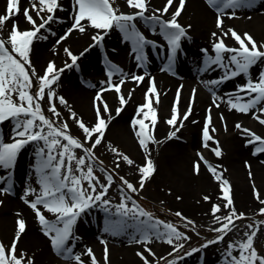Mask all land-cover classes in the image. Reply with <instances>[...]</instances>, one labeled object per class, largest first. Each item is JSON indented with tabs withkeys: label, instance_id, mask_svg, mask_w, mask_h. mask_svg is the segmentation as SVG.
Here are the masks:
<instances>
[{
	"label": "snow or ice",
	"instance_id": "obj_1",
	"mask_svg": "<svg viewBox=\"0 0 264 264\" xmlns=\"http://www.w3.org/2000/svg\"><path fill=\"white\" fill-rule=\"evenodd\" d=\"M206 3L218 14L215 19L216 31L211 33L213 38L211 48L200 50L202 63L197 66V71L207 73L215 67L220 70V74L216 78L203 81L204 86L212 94V104L208 106L202 121L201 140L204 148H211L214 155L220 157L222 148L212 135L217 131L212 120L213 105L218 108L220 101L224 100L229 110L250 114L264 125V68L259 69L255 75L252 73L254 66L264 63V41L258 42L249 32L241 33L234 27L225 25L224 16L235 17L237 10H251L258 3H264V0H206ZM126 5L128 11L120 10L121 5L116 0H71L72 22L55 44L60 45L74 30L83 33L91 26L98 31L92 34L91 43L79 53H74L67 46L63 47V52L70 58V62L57 66L55 60H49L42 72L37 69L31 58L34 41L49 38L44 34L45 29L48 33L56 35L51 22L62 23L65 20V17L57 15L58 11L64 10L65 5L60 0H31L29 6L21 7L20 0H7L6 9L0 14V30L21 12L24 20L30 25L21 29L19 26L21 21L14 19L8 35L5 36L0 31V126L6 121L12 124L8 141L0 131V169L4 170V174H0V193H13V170L19 154L31 146L34 156L31 165L33 183L24 188L20 198L32 209L40 231L48 239L50 250L66 261H74L75 264H89V260L90 264H110L107 239H101L104 245L102 262L90 246H85L84 252L75 251L76 241L81 238L75 229L80 219L93 207L102 208L107 214L103 228L105 233L127 235L130 244H140L153 256L155 253L149 247V241L153 239L172 245L173 253L183 248L182 241L188 237L177 223L182 222L195 231V221L181 211L175 212L180 218L179 222L166 221L145 210L132 195L140 193L146 181L156 171L150 143H158L153 133L158 120V110L154 102L159 103L160 92L155 77L149 76L147 71L150 60L147 49L149 47L165 49L167 63L162 70L177 74L174 66L183 51V42L191 39L187 31L191 25L182 24L179 20L186 0H164L163 5L154 10L150 0H126ZM138 18L143 19L146 26H150L153 35L159 34L164 44L146 36L138 27ZM113 27L119 29L126 42H130L137 66L143 68L144 72H125L122 66L105 56L107 80L103 83L106 87H100L96 92L93 101L94 119L86 122L69 106V101L64 95H58L56 86L63 71L78 67L79 57L88 49L97 44L103 47V40ZM225 37L234 40L235 43L226 42ZM238 76H243L244 82L231 89V94L221 96L217 93L219 85ZM116 77L119 78V82H114ZM146 77L148 87L144 92V102L137 106L136 115L131 120V126L145 157V161L136 167L139 185L121 175L122 183L118 185L121 199L113 205L106 197L113 186L114 177L112 172L104 167V161L95 151L97 146L102 144L108 124L113 119L110 106L103 94L108 90H115L119 98L115 113L119 115L127 102L125 94L121 91L122 85L129 79L139 85ZM90 87L96 85L92 84ZM182 87L181 85L177 88L176 97L171 105V114L166 119L167 125L171 126L166 138L176 137L193 111L197 89H192L186 109L181 111L179 102ZM131 95L132 91H129L127 96ZM45 99L47 109L43 103ZM57 101L59 105L67 108L71 124L69 118L64 117ZM105 113L108 115L105 116ZM219 119L225 121L226 117L220 113ZM72 124L78 126V134L73 133ZM235 128L240 130L241 136L246 137L244 144L252 145L253 155L264 154V135L243 125L239 120L235 122ZM209 141H213L214 146L209 144ZM107 150L115 154L114 169L121 166L120 161L130 166L136 164L127 153L111 142L107 144ZM198 156L199 159L193 164V171L197 174L200 172L202 161L218 182L219 196L223 198L220 202H213L210 208L212 223L217 225L212 229L216 233L215 241H221L235 227L234 221H239L249 214L235 207L231 184L221 174L219 166L211 163L203 152H199ZM245 164L251 177L253 175L251 164L248 161H245ZM97 168L103 173V179L97 175ZM253 194L264 205V197L255 185ZM177 199L181 197L178 196ZM210 199L207 194L203 196L204 201ZM2 203L3 200H0V204ZM225 209L226 212L223 211ZM46 212L52 214V217L49 218ZM258 212L264 214V206L260 207ZM245 223L248 230L243 232L242 237L228 242L224 264H264V254L255 246L264 220ZM15 225L14 236L9 242L0 240V264H36L34 254L30 255L26 249L18 250V242L27 227L26 219L19 212ZM213 242L206 240L205 245L201 247ZM195 251L197 249L192 248L185 256ZM85 255L89 260L82 258ZM136 255L141 258L143 264H157L141 249L136 250ZM180 259V256H176L167 264H177Z\"/></svg>",
	"mask_w": 264,
	"mask_h": 264
},
{
	"label": "bare ground",
	"instance_id": "obj_2",
	"mask_svg": "<svg viewBox=\"0 0 264 264\" xmlns=\"http://www.w3.org/2000/svg\"><path fill=\"white\" fill-rule=\"evenodd\" d=\"M123 1L124 3L126 2V0ZM123 1L119 3L121 5L120 10L128 11L129 9L125 4L123 5ZM160 1L161 0H150L153 10L163 5L164 0L162 5ZM1 2L2 0H0V11ZM24 2L23 0V7L29 6L31 0H26L25 4ZM60 2L65 5V8L62 11H58L57 15L65 17V20L62 23L51 22V27L56 32V35L48 33L45 29L44 34L48 35L49 38L47 40H36L37 43L36 45L34 44L35 48L31 54L32 61L36 67L42 62L46 65L49 60H55L57 66H61L63 62L66 63L68 57L63 52L64 46L69 47L74 53H79L91 43L92 34L98 31L91 26H88L83 33L74 30L65 41H62L60 45H56L55 42L58 37L63 35L64 31L67 30L72 22L70 14L71 0H60ZM5 9L6 6L0 14L4 13ZM148 14H151V10ZM217 15L218 14L206 3V0H186V6L179 20L182 24L191 25V27L187 29L191 39L183 42V51L177 59V61H182V65L177 63L174 66V71L177 74L171 75V73L162 70L164 65L159 66L155 64L151 57L147 65L148 74L149 76L155 77L157 88L160 92L159 103L154 102V106L158 110V120L153 129V133L158 143H150L152 150L151 156L155 162L156 168H158L154 175L155 186L158 192L163 193L166 199L173 205H177L183 213L189 214L206 223H212L210 212L211 204L213 202H220L223 198L219 196L220 189L218 187V182L208 171L206 165L201 163L200 172L198 174L195 173L193 169H189V166L191 165L193 168L194 162L199 159V152H203L211 163L218 165L221 174L229 180L231 184V195L234 200V205L238 210L252 212L258 210L262 206L260 201L253 194V185L259 190L260 194L262 193L261 195H264V154L253 155L252 145H245L244 140L246 137L241 136L240 130L235 128V122L239 120L243 125L252 128L260 135H264V127L258 124L252 115L244 114L236 110H229L226 102L221 100L220 107L217 108L213 105L212 108V120L217 128V131L212 133V135L219 141L222 148V155L216 157L211 151V148H204L200 141L201 129L203 127L202 121L206 115L208 106L212 104V94L203 84V81L207 79H205L204 76H196V74L192 72L195 71L198 64L202 63L200 50L206 47L209 49L211 48L213 39L211 33L216 31L215 19ZM22 18L23 14L21 12L18 17L10 19L3 30L8 33L12 24L11 22H13L14 19L21 20ZM224 22L225 25L232 26L241 33L244 31L249 32L258 42L264 41V3H258L251 10H237V16L235 17L225 15ZM137 23L140 30L143 31L146 36L164 44L162 37L159 34L153 35L150 26H146L143 19L138 18ZM19 26L21 29L23 28L22 25ZM3 30L2 33L5 35ZM87 39L88 41L86 43H82ZM225 40L228 43H235L234 40H230L228 37H225ZM130 49V42H126L119 29L113 27L105 36L103 47L98 44L93 45L92 48L88 49V51L78 59L80 73L81 75H85V77L82 75L85 84L77 83L74 79L75 73H70L65 81L60 82L59 80L58 86H56L58 95H64L69 103H71L70 107L74 110L77 106L80 109L82 108L85 114L89 116L88 119L83 118L86 122L93 121L94 108L92 107V101H94L95 94L99 91V88L106 87V84L103 82L107 80V76H102L103 69L100 59L107 56L112 62H116L117 60H122V57L124 58L126 56V51ZM148 49L153 58L155 56L157 60L166 61L167 53L165 49H151L150 47ZM261 68H264V63L254 66L252 68L253 75ZM213 69L216 78L220 74V70L215 67ZM125 72L142 73L136 65H130L128 69H125ZM114 82H119V78H114ZM242 82H244V77L238 76L219 85L216 91L221 96L231 94V89ZM92 84H95L96 87H90ZM181 85L183 86L179 102L181 111L186 109L190 99L189 97L192 95V89H197L193 103V111L188 119L185 120L184 125L180 128L176 137L166 138L171 128V126L167 125L166 119L171 114V105L176 97V90ZM122 87H124L122 88V92L125 94L127 102L119 115L115 113V109L119 105V99L109 90L103 94L110 106L113 119L108 124L100 148L104 151L107 144L111 141L120 144L121 149L136 162L135 165L130 166L122 161L120 162V167L131 175H136L138 172L136 167L145 161V157L143 150L139 147L135 132L133 129H129L128 125H130L132 118L136 115L137 106L144 102V92L148 87V77L139 85H136L134 81L129 79ZM129 91H132L130 97L127 96ZM77 103L79 105H77ZM63 111L64 114L68 113L66 107ZM220 113H223L226 117L225 121L219 119ZM107 115L108 113H105V116ZM193 121H195V123H193ZM69 122L70 124L72 123L71 121ZM225 124L227 130H225ZM5 128L11 130L12 125L6 124ZM77 129L78 126L72 124L73 133L78 134ZM209 142V144L214 146L213 141ZM21 153V155L19 154L17 164L13 170V178L19 186L18 188H25L28 184L33 183L31 179L33 172L31 165L34 162L33 148L31 146L26 147ZM104 154L105 152H103V156ZM245 161L251 164V172L253 174L251 177L248 175L249 169ZM180 167L183 174L181 179L175 181L173 177L176 173L180 172V170L177 171V168ZM0 172V174H4L3 169H0ZM169 174L171 178L168 176ZM169 189L171 191H169ZM205 194L211 197L209 201L203 200ZM178 196L181 197V199H177ZM0 200H3V203L0 204V240L8 243L14 236L16 227L15 221L17 219V213L19 212L23 218L26 219L27 227L25 233L22 234L18 242V250L26 249L30 255L34 254L35 257H37L36 254H39V251H42L44 255L50 256V260H47L45 264H75L66 261L60 256L57 257L56 254L50 250L48 239L40 231V226L34 218L32 209L25 204L22 199H16L14 195L6 196L0 193ZM95 209L96 208H92V212H94ZM223 211L226 212L227 210L225 209ZM46 215H48L49 218L52 217L50 213L46 212ZM103 228L104 226L96 230L90 227V225L86 223L85 218L82 217L75 229L79 237H81L76 241L75 246H79V250L80 247L83 249L85 246H90L96 251V254L99 255L100 248H104V245L101 243V239L104 238L108 240L109 249H112L113 253H116L114 254V259L111 261L112 264H116L121 255L128 259L129 264H141L134 256H130V252L136 253L137 249H141L140 244H130L127 235H111L105 233ZM232 235L233 232L230 231L228 236ZM149 243H151L149 247H151L155 255L166 249L164 244L159 245L152 241ZM219 247H223V245ZM219 252L220 251L215 250V256H217ZM148 256L152 257L153 255L149 253ZM110 259L112 258L109 254V260ZM194 259H192V261L188 260V262H184L183 264H195ZM36 264L41 263L37 262ZM117 264L124 263L118 262ZM205 264L219 263L216 262L215 257L208 258L207 256V258L205 257Z\"/></svg>",
	"mask_w": 264,
	"mask_h": 264
},
{
	"label": "rangeland",
	"instance_id": "obj_3",
	"mask_svg": "<svg viewBox=\"0 0 264 264\" xmlns=\"http://www.w3.org/2000/svg\"><path fill=\"white\" fill-rule=\"evenodd\" d=\"M24 1H25L24 2V4H25L26 0H24ZM120 1L122 3L123 0H116V2H118V3H120ZM20 2H21V7H23V4H22L23 0H20ZM160 2L162 5L163 0H161ZM6 4H7V0H6V3H5V0H2L0 13L3 12ZM124 4H125V6H127L126 2L124 3V1H123V5ZM20 21H21L20 25L23 26L22 29H24L25 27H30V25L27 24V22L24 20V18H22ZM11 23H13V22H11ZM0 31H2V30H0ZM3 32L5 33V35L8 34L4 30H3ZM87 41H88V39L83 41L82 43H86ZM36 43L37 42L34 41L35 45H36ZM35 45H34V48H35ZM34 48H33V50H34ZM75 51H77V50H75ZM129 54H130V52L126 51L125 55L127 58H131V56ZM66 62H70V58L67 57ZM104 62L105 61H103V59H100L102 69L105 68ZM63 64H64V62L61 64V66ZM180 65H182V61H180ZM45 66L46 65H44V62H42L39 66H37V69L40 72H42ZM140 70L144 71V69H142V68H140ZM70 73H75V76H74L75 81H77V83L79 82V84H81L80 81H82V76L80 73V67L79 66L65 69L61 75L60 82L65 81V79L67 78V76H69ZM83 76L85 77V75H83ZM122 88H124V87H122ZM122 88H121V91H122ZM109 91L114 93L118 99V96L115 93L114 89L109 90ZM43 103H44L45 109H47V100L45 99V101ZM57 104H58V107L61 109V111L64 113L63 110H64L65 106L59 105L58 101H57ZM77 105H79V104L77 103ZM69 106H71V103H69ZM92 107H93V101H92ZM78 109H80V108L77 106V108L75 110L80 116H82L83 118H87V119L89 118V116L87 114H85V112L82 110V108L80 110H78ZM64 117H68V113L64 114ZM68 118H69V121H71V118L70 117H68ZM257 123L260 124L258 121H257ZM6 124L12 125L11 122L6 121L3 123L2 126H0V131H2V133L4 135V139L6 141H8V139L11 136V130L5 128ZM130 125H131V123H130ZM130 125H128V127H129V129L131 128V130H132L133 128H132V126L130 127ZM261 126L264 127V125H261ZM200 141L202 143L201 136H200ZM111 143L121 149L120 144L115 143L114 141H111ZM95 151L97 152V155L100 157V159H103V161L105 163L104 167L109 172H112V174H113V177H114L113 186L110 188L106 198L111 200L113 205H114V204L118 203L121 199V197L119 195L120 188L118 187V185H120L122 183L120 181V176L124 175L128 180L134 182L138 186L139 185V180H138L139 173L137 172L136 175H131L130 173L123 170V168H121V167L114 169L115 154H113L110 150H107V147H105V150L103 151V150H101L100 145H99V146H97V149ZM102 151L105 152L104 156H103ZM120 162H122V161H120ZM201 163H203V162L201 161ZM189 169H191V170L193 169L191 167V165L189 166ZM157 170H158V168H156V171L154 172L152 177L146 181L145 187L141 190V192L140 193H133L132 195L135 196L137 202L142 207H144L147 211L152 212L154 216L159 217L160 219H164L166 221H172L174 223L179 222L180 218L175 215V212L177 210L181 211L180 208L177 205H173L172 203H170L168 201V199H166V197L163 193H160L157 191V187L155 186V182H154V175L157 172ZM178 170H180V172L176 173L175 174L176 176L175 175H174V177L172 176L174 178L173 180H175V181H178L179 179H181V176L183 174L181 167L177 168V171ZM96 172H97V175H99L101 177V179L104 178L103 173L100 172L99 168L96 169ZM168 176L171 178L170 174ZM14 183H15L14 184V191H13L14 194L12 193V195H14L16 199H21L20 197L23 194L24 187L18 188L19 186L17 185V182L15 181V179H14ZM261 196L264 197V195H261ZM262 206H264V205H262ZM93 208H96V207H93ZM99 209H102V208H98V209L96 208L97 211H99ZM91 212H92V209L88 211L86 216H84L86 223H87L88 218L91 216V214H90ZM246 213L249 214L247 217L240 218L239 221L233 222L235 225V227H233L231 229V232H233V235L228 236V234H229L228 233L224 236L223 240H221V241H215L216 233L214 231H212L213 228L217 227L216 224H213L210 222H208V223H210V224H208L205 221L202 222V221L194 218L193 216H191L189 214L183 213L185 216H188L192 220L195 221V231H193L191 227L187 226L186 224H184L182 222L177 223V226L180 228V230L186 232L187 237H188L186 240L182 241V243L184 245L182 249H179V250H177V252L173 253L171 251L172 245H169L168 243L161 241L159 239H153L152 242L159 244V245L164 244L166 246V249L164 251L158 253L157 255L152 256V257L148 256L149 253L147 252L146 249L142 248V246H140L141 250L145 251V254L149 257V259L155 260L157 262V264H167V262L169 260L174 259L176 256L181 257V259L179 261H177V264H183L184 262H188V260H190L191 258L192 259L195 258L194 259L195 264H201L202 262H205V257L207 258V256H208V258L215 257L217 263L224 264V253H225V249L228 245V242L232 241V240L240 239L242 237L243 232L248 230L246 228L245 222L253 223L256 220H264V214L259 213L258 210L252 211V212H246ZM94 228H96V227H94ZM206 240H212L214 242L211 244H207L204 247H201L202 245H205ZM150 244L151 243H149V245ZM222 245H223V247H219ZM255 246L257 247V249L259 250V252L261 254H264V226H261V231L258 233V236H257L256 241H255ZM192 248H196L197 251L191 252L190 255L185 256V253L190 252V250ZM215 250L220 251L219 254H217V256H215V253H214ZM75 251L84 252L85 248L82 249V247H80V250H79V246H75ZM94 252L96 254L95 250H94ZM99 252H100L99 255L96 254V256L102 262L103 261V248L102 247L100 248ZM130 253H131L130 256H134L136 259H138L141 262V264H143V261L141 260V258L139 256L136 255L135 252H130ZM109 254H110V257L112 258V259H110V264H112L111 261L114 259V254H116V253H113L112 249L111 250L109 249ZM36 256L37 257H35V259L38 258V259H36V263L38 262L41 264H45V262L47 260H50V256L44 255V253L42 251L41 252L39 251V254H36ZM82 258L89 260L87 255L83 256ZM120 258L117 260V263L120 262V263H124V264H129L128 259L126 257L121 255ZM192 259L190 261H192ZM72 262L75 263L74 261H72ZM89 264H90V260H89Z\"/></svg>",
	"mask_w": 264,
	"mask_h": 264
}]
</instances>
